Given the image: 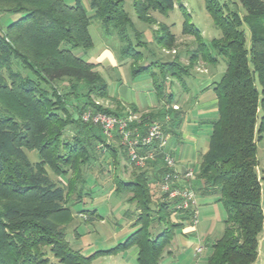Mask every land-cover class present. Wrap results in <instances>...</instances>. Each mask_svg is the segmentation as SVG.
I'll return each mask as SVG.
<instances>
[{
  "label": "trees",
  "instance_id": "obj_1",
  "mask_svg": "<svg viewBox=\"0 0 264 264\" xmlns=\"http://www.w3.org/2000/svg\"><path fill=\"white\" fill-rule=\"evenodd\" d=\"M181 1L131 0L130 6L139 21L150 25L155 23L152 13L166 16L175 8L181 11L182 33L190 34L197 44L186 67L177 57L147 65L134 63L137 52L130 35L137 41L141 33L124 8L125 0H88L91 16L79 0L74 5L64 0H0V264H49L48 254L61 264H92L98 254H114L132 246L139 249L138 264H159L172 228L181 226V221L190 226L191 214H177L176 201L159 190L169 170L162 155L156 154L129 180L113 177V191L128 194L126 203L135 206L138 230L116 247L89 256L71 249L66 241V225L75 211L84 223L102 220L92 206V187L85 188L97 182L92 179L89 185L83 171H91L100 155L116 158L118 148L133 165L116 135V146L107 145L100 128L80 118L87 110L128 117L99 103L109 99L106 79L96 65L73 53L92 47L89 27L93 20L105 36H115L123 43L122 58L133 60L131 76L149 75L163 102L160 109L141 113L139 122L130 124L142 134L146 124L159 122L170 141H179L183 119L181 112L167 108L174 100L168 78L185 89L183 78L191 75L189 65L198 60L216 65L222 60L223 73L211 87L217 118L211 122L208 149L200 156L189 184L197 197L215 198L226 214L222 236L205 246L204 264L255 263L264 222L256 157L264 133V0H203L221 32L209 46ZM10 15L19 17L3 26V18ZM157 32L155 42L162 49H172L175 37L169 28L163 24ZM153 68H159L160 82ZM129 109L139 114L135 106ZM151 149L142 147L137 152ZM25 151H36L39 160L32 164ZM156 191L160 197L153 211ZM84 197L90 201L85 203ZM171 214L180 222L151 237L150 224L165 221Z\"/></svg>",
  "mask_w": 264,
  "mask_h": 264
},
{
  "label": "rangeland",
  "instance_id": "obj_2",
  "mask_svg": "<svg viewBox=\"0 0 264 264\" xmlns=\"http://www.w3.org/2000/svg\"><path fill=\"white\" fill-rule=\"evenodd\" d=\"M218 1L220 3H231L234 2L235 0H218ZM64 2L68 5H74L76 0H64ZM181 2L184 5L186 11L190 14L191 23L196 27V29H198L201 32L203 42L206 45L209 46L211 40L218 39L221 36L220 30L213 24L210 15L205 10L203 0H182ZM130 3L131 0H125L124 8L128 13V15L130 16L135 28L141 33V38H139L137 41L134 38H132L133 37L132 35H130L132 41L131 45L134 46V51L137 52V56H135V58L133 59L136 61L138 60V62H134V63H137L138 65H147L150 64L151 62H165V60L169 58L171 60L177 57L180 63H182V65L186 67L189 64L190 54L192 51H194L197 48V44L190 34L182 33V24L184 18L181 11L175 8L172 11H170L166 16H163L158 13H152L151 16L155 20V23L150 25V24H145L137 19L136 15L134 14L130 6ZM79 4L87 10V13L90 16L92 15V11L88 8V0H79ZM18 17H19L18 15L6 16L2 20V25L6 26L8 23L15 21ZM163 24H165L169 28V32L173 34V36L175 37V44L173 48L170 50L162 49V47L158 45L154 39L155 34L158 33L157 31H159V26ZM89 34L93 42L92 47L89 50H82V49L74 50L73 53L75 56H79V58H81L85 62H89V59L93 55H97V53H99L100 50L102 49V46H104V44H107L110 47V49L113 51V53L117 55L116 56L117 58L123 59L124 61L127 62L129 61L130 63L133 62L132 58L130 57L125 56L122 58L121 47L123 43H121L119 39L115 36L113 37L105 36L101 29L100 24L96 20H93L90 23ZM219 61L220 62L217 67L220 70L221 69L223 70L224 69L223 62L222 60ZM208 66H209L208 64H205L201 60H198L195 63L189 65L188 71L191 75L189 77L183 78V80L185 85L190 87V90L192 92L193 91L195 92L197 88L196 86L197 84L205 80H208L209 76L200 74L204 72V69L208 68ZM210 66L212 67L213 64H210ZM128 67L129 66H127V68ZM152 72L155 73L156 79L160 82L161 77L159 75V68H153ZM104 73L106 75L103 74L102 76L105 77L107 84H109L108 91L111 94H115V92L118 93V89L122 85L118 81L119 79L118 73L116 71L113 73L112 71L111 72L105 71ZM194 74H196L197 76L192 77V75ZM115 76H116L115 80L108 79ZM141 76L143 77V79L151 78L147 74H143ZM169 81L172 82L171 89L175 87H180V84L175 79H171L169 77L168 83H170ZM124 86L127 89L132 88L134 90V87L132 86L131 80L129 78L127 82L125 81ZM182 89L183 88L181 86L180 90ZM172 93L174 94L173 101H176V99H178L177 97L178 94H176L175 91H172ZM106 102L107 100H100L99 103L102 106L107 107L111 111L118 112L121 115L127 114L128 117H124V118L129 119V117H135L130 119L139 120L142 115V114L141 115L139 114V116L137 115L139 117L138 118L137 116H135L136 113L135 114L132 113L129 108H126L123 105H121L119 108L114 107L111 106V103L106 104ZM202 129H208V128L204 127ZM107 140H109L108 142H111L112 139H106V141ZM184 142L186 144L185 140ZM184 142L182 141L181 143L176 144L172 140L169 141L172 150L174 151L173 152L174 155H176V150H178V147ZM256 147H257L256 157L258 161L257 175L261 183V205L264 208V133L262 134V139L257 143ZM167 149L171 153L170 148L167 147ZM25 154L32 164L36 163L39 160L36 151H25ZM107 161L108 159H106V157L100 155L96 158L94 165L91 167V171H89L88 168H86L83 171L84 172L83 177L87 182L89 181V185H91L92 179H95L97 182V186L94 187L91 185V186H85V188L92 187V194H93L92 206L100 207L98 208V212L102 217H104L105 222L103 223L94 222L93 224L84 225L82 217L80 216L79 213L75 211L72 222L66 225V233H67L66 241L69 243L71 249L80 250L84 256H89L97 251H103V250L105 251L113 247H116L119 243H123L124 238L126 237V233H123L122 235L120 234V227H117L116 225L117 219L115 217H119L123 215V213L126 211L125 209L128 208L127 215L126 216L123 215L122 218L121 217L119 218V220L123 218L129 219L132 217V214H134L136 211L135 206L128 205L125 203V200L129 198L128 194H120V196L119 195L115 196L116 193L113 191L114 185L111 182L113 168L111 164ZM120 162L121 165L124 162L123 166L126 167L125 172L122 174L124 178H128L130 175H132L133 172L138 171V168H136L133 165H130L126 160H123V158L120 160ZM48 172L52 179H56L50 173L49 170ZM85 188H84V192H88V189ZM109 195L111 197L112 196L114 197L113 199L114 202L116 200H120L118 201V203L120 202L118 208L117 206L114 208L115 211L113 209L114 204L112 203V198H108ZM159 197H160V193L158 191H156L152 196L153 204L151 206V209H153V211L156 210L155 205L159 203ZM197 198H198L197 199L198 225H197L196 236L199 239L202 237L204 243L206 242V244H208L209 242H213L222 236L223 220L225 219L226 214L223 206L218 202H215V198L200 197V196ZM83 201L87 203L90 200H88L87 197H84ZM150 215L154 219V221H156V215L154 213H150ZM167 221L169 220L166 219L165 221H162V223L160 224L161 229L168 227L169 223ZM171 232L173 236L179 237L181 239L182 235H180L179 233L180 231L177 228H172ZM259 237H261V235ZM206 238L207 240H205ZM184 240L185 238H183V241ZM198 246L203 247L204 245L201 244V242H199V244L195 242L191 246H187L188 252L186 255H184L186 258L178 259V257L176 256L175 260L171 258V262L173 264H186L187 259L194 261L195 260L194 255L196 254L194 250ZM207 253L208 252L205 250V246H204L202 254H200L199 257H197V260H199L197 261V264H203L205 262ZM135 257L136 256L130 254V251L120 252V254H115V255L98 254L94 259V261L92 262V264H124V261L126 259L129 260V262H126V264H137ZM48 258H49V264H61L56 259L51 257V255L49 254H48Z\"/></svg>",
  "mask_w": 264,
  "mask_h": 264
},
{
  "label": "crops",
  "instance_id": "obj_3",
  "mask_svg": "<svg viewBox=\"0 0 264 264\" xmlns=\"http://www.w3.org/2000/svg\"><path fill=\"white\" fill-rule=\"evenodd\" d=\"M116 56L117 55L113 53L110 47L107 44H104L100 52L97 53V55H93L89 59V62H88V63L96 65L97 70L101 73V75L103 74L106 75L104 73L105 71H110V72L112 71V73L116 71L118 73V78H119L118 81L122 85L119 87L118 93L115 92V94H111L108 91L109 99L107 100L106 104L111 103V106L116 107L115 106L116 104L115 100H116L126 108H129V106L131 105L135 106V108L139 111V114L148 113L150 111H155V110L160 109L163 106V102L161 101V99H158V97L156 96L152 79L151 78L143 79L141 75L136 78H133L130 74V66L132 63H130L129 61L127 62V61H124L123 59L117 58ZM77 57L79 58V56ZM167 60H170V58ZM208 65L210 66V64ZM127 66L129 67L127 68ZM209 66L208 68L204 69L205 73L200 71L202 72L200 74L209 76L208 80H205L197 84L196 85L197 88L195 92L194 91L192 92L190 90V87L188 86H186V88L182 90H180L181 85L180 87L173 88V91H175L176 94H178L177 96L178 99H176V101H172L170 105H167V108L176 106V109L178 110L174 109V111L181 112L180 116L183 119V124L181 125L180 130H179L180 140L174 141V142L176 144H179L182 141L184 142L185 140L186 144L185 142L182 143L178 147V150H176V155L173 154L178 162L177 167H176L177 171L180 173L184 172L186 169H190L195 173L199 167L200 156L206 153L208 149V141H209V136L211 133V122L216 119V115H217V101H216L214 93L212 92L211 87L214 82L219 80V78L221 77L220 75L223 72L222 69L220 70L217 67L218 64L213 65L212 67L210 66L211 68ZM116 76L112 78H108V79L115 80ZM195 76L197 75L196 74L192 75V77H195ZM128 78L131 80V84L134 87V90L132 88L127 89L124 86V83L125 81L127 82ZM108 86L109 84H107V90H108ZM139 114L137 113L135 116L137 115L139 116ZM204 127H207L208 129H202ZM117 143L118 145H120L119 142ZM106 144L110 146H116L114 137L112 138L111 142L106 141ZM168 147L170 148L171 153H173L174 151L172 150L170 143ZM116 154H117L116 158L114 159L109 158L107 161L111 164L113 168V172H112L113 174H112V180H111L113 184H114L113 177L115 175H118L120 179L126 180V181L132 177V175H130L128 178L123 177L122 174L125 172L126 167L123 166L124 162L121 165L120 160L122 158L123 160H125V158L124 156L121 155L118 149H116ZM116 195L117 194H115V196ZM108 198H112V203L114 204L113 209L116 206L118 208V206L120 205L119 204L120 202L118 203V201L120 200H116L114 202L113 201L114 197L113 196L111 197L110 195ZM125 203H126V200H125ZM93 207L96 209V213L100 215L98 212V208L100 207H95V206ZM261 208L263 211V218H264V208L262 205H261ZM125 210H126L125 212H127L128 208ZM123 215L119 217H115V218L117 219V224H116L117 227H120V234L122 235L123 233H126V237L124 238V241H125L131 234H133L140 227L134 226V223L137 220V214H133L132 217L129 219L128 218L120 219L122 220L120 221L119 218L120 217L122 218ZM101 218L102 220L97 221V223L105 222L104 217L101 216ZM168 220H169L168 221L169 224H176L180 222L177 220V215L175 214H171ZM93 223L94 222L92 223L83 222L84 225H89ZM161 223L162 221L154 222L150 224L149 233L151 234V237H155L158 233H160L163 230L160 228ZM181 224H182L181 226L176 227L180 231L179 232L180 235H182L181 239L179 237L173 236L172 234V236L170 237V240L168 241V243L166 244V246L164 247L162 251L159 264H173L171 262V258L175 260L176 256L178 257V259H185L186 257L184 255H186L188 252L187 246H191L195 242L198 244L199 242H201V244L206 246V242L204 243V240L202 239V237L200 239L197 238L196 236L197 230L196 232H192L188 224H186L183 221H181ZM183 238H185L184 241H183ZM205 240H207V238ZM127 251H130L131 255L136 256L135 257L136 263L138 264L137 259H138L139 249L136 246H132L128 250L121 251V252H127ZM115 254H120V252L114 253L113 255ZM194 259H195L194 261L187 259L186 264H197V261L199 260H197L196 254L194 255ZM126 262H129V260L126 259L124 261V264H126ZM254 264H264V222H263V231L261 233V237H259V240H258L257 258Z\"/></svg>",
  "mask_w": 264,
  "mask_h": 264
},
{
  "label": "built area",
  "instance_id": "obj_4",
  "mask_svg": "<svg viewBox=\"0 0 264 264\" xmlns=\"http://www.w3.org/2000/svg\"><path fill=\"white\" fill-rule=\"evenodd\" d=\"M176 109V106L173 107ZM81 121L100 128L106 139H112L115 135L119 139V144L125 150L127 157L135 167L143 168L148 161L155 159L156 154L162 155L163 162L169 170L163 177L159 185V190L166 195L168 200H174L176 213L189 212L190 228L196 232L198 225V198L190 187V180L194 172L186 169L180 173L177 171V159L167 149L170 138L164 134L161 124L152 122L145 125V133L142 134L138 127H131L130 124L139 120L130 119L135 117L122 118L105 113H94L87 110L81 114ZM109 141V140H107ZM142 147H152L144 154L137 151ZM203 252V247L195 249L196 256Z\"/></svg>",
  "mask_w": 264,
  "mask_h": 264
}]
</instances>
